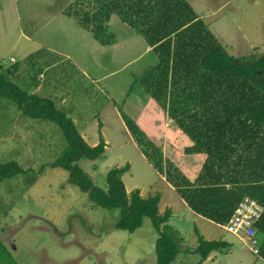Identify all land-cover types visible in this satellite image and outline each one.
I'll return each instance as SVG.
<instances>
[{
    "label": "rangeland",
    "instance_id": "1",
    "mask_svg": "<svg viewBox=\"0 0 264 264\" xmlns=\"http://www.w3.org/2000/svg\"><path fill=\"white\" fill-rule=\"evenodd\" d=\"M80 1L88 4L87 0ZM189 1L199 15L210 22V30L222 44L231 47V50L227 47L229 52L247 57L264 56V0ZM77 2L79 0H0V73L12 71L10 68L14 63L11 59L14 58L20 71L12 76V83L28 94L54 100L83 137L89 134L91 141L87 143L90 146L95 140L100 143L102 137L104 142L106 140V150L100 159L77 163L96 187L106 190L108 172L129 165V172L123 176L127 191L139 189L144 198L162 195L160 213L172 210L171 224L177 225L180 214L188 210L184 204L173 207V203H181L180 197L168 190L166 176L151 167L133 137L124 131L116 115H111L114 108L107 105L110 99L121 105L120 98L125 90L109 86L119 78L120 84L126 86L140 64L110 76L105 74L101 81L98 80L100 72L90 65L80 67L86 75L77 72L74 66L77 55L72 45L74 48L81 45L78 37L74 39L65 34L67 27L59 24L56 27L58 34L53 38L51 28L45 25ZM26 36L40 46L27 49L30 43ZM46 42L54 48H48ZM26 55L28 59L24 60ZM108 60L106 58L104 62L108 63ZM48 66L52 67L47 69ZM39 83L49 88L34 92ZM133 89L135 87H128L126 91V96L130 93V99L129 96L126 98L131 103V107H126L129 116L136 113L133 99L138 91ZM62 97L65 98L63 104L60 103ZM18 109L14 101L0 96V167L16 163L22 170L20 174L0 181V240L12 260L16 264H158V234L152 221L144 219L142 227L134 233L117 230L115 225L121 210L94 208L87 194L68 183L67 171L51 167L67 148L59 125L23 116L25 123L36 128L22 135L11 124ZM164 160L168 166L166 161L169 159L165 157ZM166 196H172L171 203L170 197ZM163 202L172 209H161ZM195 228V224L179 228L186 246L195 247L193 242L198 238ZM174 229L177 231V226ZM202 230L208 240L222 238L232 248L231 253L221 255L216 262L203 264H258L250 248L252 245L245 239L216 224H208L206 230ZM183 251L172 264H200L199 255Z\"/></svg>",
    "mask_w": 264,
    "mask_h": 264
},
{
    "label": "trees",
    "instance_id": "2",
    "mask_svg": "<svg viewBox=\"0 0 264 264\" xmlns=\"http://www.w3.org/2000/svg\"><path fill=\"white\" fill-rule=\"evenodd\" d=\"M98 1L103 4L102 10L107 9L104 14L107 22L112 6L105 3L111 0ZM113 2L118 6L122 0ZM124 3L128 12L134 10L136 5L148 6L152 3L153 8L157 3L159 25L166 28V20L173 25L165 39L159 37L156 42L160 44L166 40L164 47L170 46L173 33L178 39L179 48L173 51L172 56L169 54L156 67L147 70L140 81L162 108L167 109V96H170V100L173 98L170 112L174 114L176 103L178 107L182 104L180 99L174 103V95L181 98L186 91L184 87L190 83L220 85L215 92L220 94L221 100L207 111L213 119L177 122L182 131L193 135L194 146L188 149L187 154L207 156L195 182H190L171 161H166L168 166H165V155L161 148L134 121L124 116L127 128L146 159L166 176L195 213L219 225L227 226L246 197L264 206V56L239 58L230 55L187 0H124ZM87 8L88 5L79 0L69 6L64 15L90 31L96 40L108 44L109 36L102 15L91 14ZM176 85L182 88L174 89ZM169 86L173 88L170 92L167 89ZM0 96L14 101L29 118L59 125L67 148L51 167L67 171L68 183L87 194L94 208L121 210L120 219L115 225L117 230L134 233L142 227L144 219L152 221L158 234V264H172L183 249V252L199 255L201 261H205L212 253L230 247L227 242L207 241L199 234L195 247L186 246L182 235L170 225L171 211L160 213V195L144 198L139 189L131 193L127 191L123 176L129 172V165L108 172L106 190L96 187L77 163L100 159L105 153L106 143L101 138L97 146H90L73 121L57 109L54 101L28 94L12 83L5 73H0ZM195 96H200V92ZM21 171L16 163L0 167V181L12 178ZM256 229V236L264 235V214ZM0 262L16 264L1 240Z\"/></svg>",
    "mask_w": 264,
    "mask_h": 264
},
{
    "label": "crops",
    "instance_id": "3",
    "mask_svg": "<svg viewBox=\"0 0 264 264\" xmlns=\"http://www.w3.org/2000/svg\"><path fill=\"white\" fill-rule=\"evenodd\" d=\"M87 2H88L87 12H90L91 14L102 15L103 18L102 21L104 22V26L107 29L106 34L109 36L108 44H103L99 40H96V38L90 31L86 30L82 25H80L73 19L67 17L66 15H63L64 14L63 11H62L63 14H61L59 17L58 16L53 17L52 19L48 20V22H46L45 25L51 28L50 32L53 33V38H55V34H58L56 32L57 29L56 27H58L59 24H61L62 27L64 26L67 27V32L65 34L71 35L74 39L75 36L78 37L81 45L77 48H74L72 45V50L77 55V58H74V63H75L74 66L77 68V72H82L83 74H85L86 73L85 70H83L80 67L85 65H90V67L94 71L100 72L98 73V80L101 81L106 77L105 74H108V76H110L119 73L121 70H124L129 66L138 63L140 64L138 70L132 72L131 76L129 77L128 84L130 86H128V84H126V86L121 85L119 82L121 78H119L117 81H114L109 86V88H114L115 90H125L123 97L120 98L122 101L121 105H119L120 103H118L115 99L108 100L107 105L110 104L114 108L111 111L112 113L111 115L112 116L113 114L114 116L116 115L117 119L123 125L124 131L130 137H132V135L125 124L124 116L128 117L129 119L131 118V120L134 121L139 126V128L154 143L157 144L159 148H161L163 154L165 155L164 157L168 158L169 161H171L184 174V176L190 180V182L194 183L197 177L199 176V173L201 171L203 164L206 161L207 156L205 154H187L188 149L194 146V142L191 139L193 135H191L188 132L182 131L180 127L177 125V122L185 121L184 123H188L191 121H199L200 119H206V118L213 119L212 116L207 111L209 110L210 107L215 106L216 102H219L221 100L219 99L220 94L215 92L218 88H220V85L216 83H208V82L190 83L187 85V87H184L186 91L183 94H181V98H178V96L174 95V103L178 102L179 99L182 101V104L179 107L178 104L176 103V110L174 111V114L170 112L171 111L170 103L173 102V98H171L170 100V96H167L168 103H167V109L165 110L160 106V103L146 91V86L142 84L140 81L147 70L156 67L161 60L167 59L169 54H171L172 56L173 51L176 48H179L178 39L173 33L171 34L172 36L170 37L171 40L170 46L164 47L166 40H164L160 44H157L156 42V40L159 37L160 39H165V35L167 31L171 32L173 27L172 23H168L167 22L168 20H166L164 25L166 26V28L159 25L157 3L153 8H152L153 6L152 3H150L148 6H144L142 4L136 5L134 10L130 9V12H128L124 0H122V2L119 3L118 6H116L113 0H111L110 3H105V4H110L112 6L111 8L112 12L110 14L109 19L106 22L104 14L106 13L107 9H103V10L101 9L103 4L98 0H87ZM187 2L194 9L190 1L187 0ZM194 11L198 15L199 19L203 20L207 26L208 24H210V22L209 21L207 22V19L205 21V19L202 16H200L195 9ZM213 35L221 44L223 43L221 42V40L217 38L215 34ZM25 38L26 41L30 43L28 44L29 46L27 49H31V48L35 49L36 47L40 46V44L35 40H33V38L28 36H26ZM46 43L48 44L47 45L48 48H54L48 42ZM225 45L226 44L224 43V46ZM227 47L231 50L230 46ZM227 47L225 46L226 50ZM227 52L234 57H239V58L247 57V56H239L238 54H236L235 51L229 52L227 50ZM58 56L61 57L62 54L58 53ZM91 56H93V59H91ZM106 58L110 59L108 60V63L104 62V59ZM27 59L28 57L26 55L24 57V60ZM11 61L14 63L10 68V70L12 71L8 72L6 70L5 72V74L8 76L9 79H11L12 76L18 74V72L20 71V68L17 67V61L14 58H12ZM51 67L52 66H48L47 69ZM116 68H119V70H116ZM39 75H43V73H40ZM128 87L129 89L135 87V89L133 90L138 91L133 99L134 100L133 109L136 110V113L130 114V116L135 117L134 119L129 115H127L126 107L127 106L131 107V103L130 102L128 103V100L126 99L128 96L130 99V95H129L130 93L126 96V91ZM48 88L49 86L42 85L41 83H39L35 88L34 92H36L37 90L39 92H43L46 91ZM173 88L178 90L181 89L182 87L176 85ZM173 88L169 86L167 89L170 92V90H173ZM197 92H200V96H195V93ZM31 95H35V94H31ZM193 97H196L197 99H194ZM54 98L56 101H58V97L54 96ZM64 101L65 98L62 97L60 103L63 104ZM54 103L56 105L55 101ZM119 107H122V110ZM18 110L19 112L16 116L13 117L11 124L13 129H15V131H18L22 135H25L26 133H29L30 131L35 129L36 126L32 125L31 123L28 124L25 123L22 119H24V117L27 116H25L20 109ZM101 128H102L101 130H103L104 128L103 125H101ZM15 131L13 130V132ZM83 138L86 140V142L91 141L89 140L91 139L89 134H84ZM97 139H100V137H97ZM98 144L99 143L97 142V140H95L91 143V146L94 147L97 146ZM167 184L168 186L166 187L168 188V190L170 191L172 190L175 194H177L180 197L181 203L175 202L172 204L173 207L174 205L184 204L186 210H188L186 212L183 211L180 214L179 222L177 225L175 223L171 224L173 222L172 218L170 220V225L173 226L174 228L175 226H177V231L182 235L184 240L185 237L181 233L179 228L182 229L185 224H190V225L195 224L196 225L195 231L197 236L199 234L200 236L204 237V239L207 241H224L222 238L219 240H212V238L208 240L207 238H205L202 228L206 230L208 224L209 225L216 224L219 227L220 226L222 227V225H219L195 213L188 206L185 200L182 199V197L176 191V189L169 182H167ZM164 190L165 189H159L158 191L163 192ZM160 196L161 199H163V196L162 195ZM169 197L170 196H166V198ZM171 202H172V196L170 197L169 203ZM166 207L172 209L171 205L168 206L163 202L161 209ZM171 213L173 217V212ZM201 221L204 222V224H200ZM197 241L198 238L196 237L195 241L193 242V246H196ZM257 245H258L257 249L259 250V253L255 254L253 251L252 253L256 255L255 260L257 261L258 264H264L263 234L260 235L257 234ZM231 249L232 248H227L222 252H214L205 261H201L199 259L200 264H203L204 262H216L218 259H220L219 257L221 255L226 253H231L232 252Z\"/></svg>",
    "mask_w": 264,
    "mask_h": 264
},
{
    "label": "built area",
    "instance_id": "4",
    "mask_svg": "<svg viewBox=\"0 0 264 264\" xmlns=\"http://www.w3.org/2000/svg\"><path fill=\"white\" fill-rule=\"evenodd\" d=\"M264 208L256 200L249 197L244 198L238 205L231 220L225 227L226 230L234 235L243 237L252 246L251 250L258 254L256 224L262 218Z\"/></svg>",
    "mask_w": 264,
    "mask_h": 264
}]
</instances>
